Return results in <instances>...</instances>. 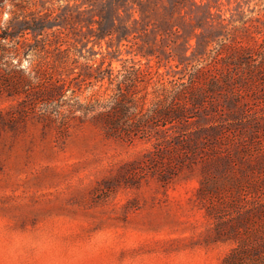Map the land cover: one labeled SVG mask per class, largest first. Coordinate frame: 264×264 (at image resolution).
<instances>
[{"label":"rangeland","instance_id":"obj_1","mask_svg":"<svg viewBox=\"0 0 264 264\" xmlns=\"http://www.w3.org/2000/svg\"><path fill=\"white\" fill-rule=\"evenodd\" d=\"M34 21L44 31L23 41ZM4 33L20 41L8 39L19 51L7 60L25 76L57 55L81 68L105 62L113 84L83 85V100L121 85L149 105L165 89L166 108L190 118H155L131 140L87 118L59 137L23 116L34 96L2 93L0 264H225L238 244L199 190L251 183L249 166L264 158V0H0ZM131 67L143 75L122 84ZM255 246L231 264H264Z\"/></svg>","mask_w":264,"mask_h":264},{"label":"trees","instance_id":"obj_2","mask_svg":"<svg viewBox=\"0 0 264 264\" xmlns=\"http://www.w3.org/2000/svg\"><path fill=\"white\" fill-rule=\"evenodd\" d=\"M29 28L19 32L18 37L25 38L26 31H38L42 27L38 22L29 23ZM44 31V28L41 32ZM35 35L41 36L42 33L35 32ZM6 33L0 35L2 65L5 66V79H0V95L8 93V97L25 95L27 98L35 97V100L29 107L23 106V116L30 114L38 116L40 123L44 127H54L59 137H65L75 122L84 123L87 118L94 122L102 123L103 129L110 137L131 140L140 133H146L145 127L154 121L155 118L162 117L163 125L169 123L186 121L190 117L188 110L184 108L173 111L166 108L169 97L164 93L165 89H155V98L148 105L146 98H136L129 92L126 94V88L118 86L109 96L99 94L93 95L85 100L81 98L82 86H93L102 83L105 80L110 85L113 84L115 74L111 65L104 66L105 62L96 67L84 66L83 68L68 64L62 55L55 57V66L49 62L42 63L38 61L34 70L29 75H24L17 71L15 66L8 59L9 56L17 53L19 49L7 46L11 41L14 46L16 42ZM9 39V40H8ZM38 41V40H37ZM11 48V49H8ZM122 75L124 83H137L143 71L131 67L125 69ZM127 87V85L125 86ZM163 94H161V93ZM172 104L176 99L171 100ZM3 117H0V120ZM214 129V128H213ZM260 156V154H259ZM261 157V156H260ZM262 159V160H261ZM264 158L257 159L253 168L254 177L251 183L236 178H225L223 181H215L213 188L207 190L200 189L199 195L207 200L209 197L210 215L218 219L217 228L230 227L235 236L234 240L238 244L235 249L225 259V264H231L247 255L252 244L256 243L253 252L262 253L264 246ZM221 159L215 162H220ZM221 187L225 193L224 198L215 200L213 193L217 186ZM212 191V192H211ZM211 196H208L210 195ZM241 209L240 216L231 221L220 222L222 217L229 215L230 210ZM246 224H249L248 226ZM247 226V227H246ZM222 233L221 231L219 232Z\"/></svg>","mask_w":264,"mask_h":264}]
</instances>
